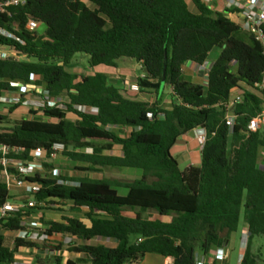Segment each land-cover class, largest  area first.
<instances>
[{
	"label": "trees",
	"instance_id": "obj_1",
	"mask_svg": "<svg viewBox=\"0 0 264 264\" xmlns=\"http://www.w3.org/2000/svg\"><path fill=\"white\" fill-rule=\"evenodd\" d=\"M190 4L195 12L186 0H29L0 14V29L8 34H0V47L14 56L0 59V97L31 86L43 91L37 95L44 102L28 109L39 119L25 117L0 130V145L24 161H31L32 151H44V168H52L53 146L63 145L59 155L85 174L78 179L35 174L26 181L40 186L32 196L37 204L67 202L87 209L89 226L64 219L51 223L46 234L80 241L67 250L85 254L89 264H139L147 254L172 258V264H198L199 254L226 245L241 218L250 235L239 264H257L250 243L264 236V170L259 167L264 132H249L247 125L264 105V91L255 88L263 78L264 58L254 38L226 17L228 11L214 12L202 0ZM28 20L44 25V34L28 31ZM213 50L218 54L204 83H192L184 66L204 64ZM77 54L87 57L91 69H116L118 60H132L142 73L137 90H123L103 73H73ZM165 88L167 108L160 106ZM141 94L152 101H139ZM236 94L240 101L232 103ZM20 105H12L8 114ZM196 128L206 131L200 164L180 170L171 149ZM114 148L119 155L108 154ZM106 169L135 170L139 176L130 181L89 176ZM9 200L0 176V207ZM147 212L157 217H143ZM7 221L0 225V263L8 264L13 251L3 247L2 234L18 227L11 226L17 219ZM94 238L113 240L115 246L90 243Z\"/></svg>",
	"mask_w": 264,
	"mask_h": 264
},
{
	"label": "crops",
	"instance_id": "obj_2",
	"mask_svg": "<svg viewBox=\"0 0 264 264\" xmlns=\"http://www.w3.org/2000/svg\"><path fill=\"white\" fill-rule=\"evenodd\" d=\"M189 3V9L192 12H195L194 7L190 4V0H186ZM202 2L210 8L214 12L224 13L227 11V5L230 0H202ZM217 56H215L216 58ZM214 58V59H215ZM213 59V60H214ZM129 60V59H128ZM122 61V62H121ZM130 64L125 65L123 59H120L116 62L117 68L116 69H109V71L102 72V69L94 68L90 70V73H86L87 75H94L95 73H103L107 76L109 82L115 86L120 87L123 90H133L137 83V76L134 72H131V68L134 66L137 71H140V66L134 63L132 60H129ZM213 62V61H212ZM120 63H123L120 65ZM131 66V67H129ZM196 70V76L191 75V81L194 82L195 80L200 81L202 80L204 83V76L201 77L197 69L195 68L194 64L187 63L184 66V74L186 76H190L188 72H192ZM75 74H80L74 72ZM142 76V73H141ZM196 79H195V78ZM198 84L200 82H197ZM168 89V88H167ZM168 93L166 94L168 97ZM2 94L1 96H3ZM146 94L138 95L137 99L143 102H151L145 97ZM164 93L161 97L160 106L162 107V98ZM149 96V95H146ZM169 98H166L164 101H167ZM167 102H164L163 105H166ZM168 107V105H167ZM165 107V108H167ZM38 117V116H35ZM29 118V117H28ZM39 118V117H38ZM174 151L172 156L177 160L179 156L183 157V161L187 164L185 168L194 166L197 167L200 164V148L197 145L196 141L192 138L191 134H186L182 138L176 141L175 145L171 149V152ZM261 153V157L262 154ZM109 155H119V151L117 148H114L113 151L108 153ZM56 160L50 161V164H54ZM178 162V160H177ZM179 164V163H178ZM260 169L264 170V164H259ZM184 168V169H185ZM128 170V169H127ZM129 171V170H128ZM135 171V170H134ZM73 173H75L73 171ZM136 173H138L136 171ZM40 175V173H38ZM60 174L63 177H68L70 179H78L82 178L85 175L80 174H67L60 172L59 170L55 169L53 171V175ZM80 174V175H79ZM98 176L94 177V174L90 175L92 179H101L103 177H99L100 175L103 176V173H96ZM138 175L135 177L137 178ZM134 178V179H135ZM11 196V201H21L27 202L32 199V197L26 193L25 189H18V188H11L9 191ZM66 203L67 207H63L64 210L57 211V212H50L47 210H31L26 211L25 215L23 216H10L7 220L10 219H17V223H11V226L18 227L17 230H6L3 232V247L7 248L8 250L13 251V262H18L20 264H66L69 262H76L77 260H83L80 264H89L88 257L82 253H73L67 250V247L70 243L74 245H79L80 241L72 240L66 235H48L46 231L50 228L51 223H63L64 219H76L84 223L86 226H89V222L86 219L87 209H75L70 203ZM44 207V206H43ZM68 209V211H66ZM76 212H80L83 216L76 214ZM241 220V219H240ZM162 221L167 222L168 218H162ZM8 222V221H6ZM242 226L241 230L238 224V229L236 233L230 236L229 241L226 245L215 252L208 253L206 255L199 254L198 255V263L200 264H211L215 262V264H229L231 255H232V246L235 243V238L233 235L239 233L240 235V255L238 259V264L241 261L243 250H244V240L248 236L247 226L242 219ZM92 244H103L107 247H114L115 242L110 239H103V238H94L91 240ZM222 254L223 260L219 261L215 259L216 254ZM172 258H164L156 254H147L144 258L140 261L139 264H172ZM0 264H7V263H0ZM131 264V263H127Z\"/></svg>",
	"mask_w": 264,
	"mask_h": 264
},
{
	"label": "built area",
	"instance_id": "obj_3",
	"mask_svg": "<svg viewBox=\"0 0 264 264\" xmlns=\"http://www.w3.org/2000/svg\"><path fill=\"white\" fill-rule=\"evenodd\" d=\"M29 0H0V14H8V11L11 8L22 7L27 4ZM227 14L226 17L231 21L235 22L242 31L251 35L254 40L261 47V54L264 58V0H230L227 5ZM39 24L33 20H28L25 28L28 31H34L38 28ZM0 34L8 35L3 30L0 29ZM212 62L207 60L204 64L197 66L195 65L199 73H205L204 77L207 75ZM255 88L260 91H264V73L263 78L260 84H256ZM137 90V86L133 88ZM43 91L41 90V94ZM2 103L11 104L16 102L12 97H0ZM240 95H234L232 103L239 102ZM26 102H24L25 104ZM47 105L49 107L54 106V102L48 100ZM27 104V103H26ZM31 106L37 108L42 107L44 102L39 100L38 102H31ZM81 111L96 114L97 109L95 108H80ZM233 118L228 116L226 118V126L229 128L232 127ZM247 130L249 132L255 133L262 130L264 132V105L261 111L252 119L249 120L247 125ZM192 138L196 141L197 145L201 149L206 140V131L201 128L193 129L190 133ZM64 150V146L60 144H55L52 148V152L49 155L50 160H56L59 154ZM87 153H90V149L84 150ZM17 155V152L7 146L0 145V167H1V178L7 189L10 191L11 188L25 189L26 193L31 197L37 194L40 191V186L35 183H30L26 181V178L32 177L35 174H38L43 171V166L40 163V160L44 159L45 153L40 149H36L30 153L31 161H24L13 156ZM59 174H57L58 176ZM45 206L43 203L37 204L33 199L27 202L21 201H6L0 207V225L6 223L7 219L10 216L15 214H21L31 208L37 206ZM215 259L222 261L223 255L216 254ZM8 264H20L18 262H10ZM200 264V263H198Z\"/></svg>",
	"mask_w": 264,
	"mask_h": 264
},
{
	"label": "rangeland",
	"instance_id": "obj_4",
	"mask_svg": "<svg viewBox=\"0 0 264 264\" xmlns=\"http://www.w3.org/2000/svg\"><path fill=\"white\" fill-rule=\"evenodd\" d=\"M45 30H46V27L44 25H39L35 31L38 35H43ZM217 54H218V51L213 50L210 53L208 60L210 62H212L213 59L215 58V56H217ZM12 58H14V56L11 54V52L8 49L0 47V59L1 60L12 59ZM123 61L125 62V65L130 64L128 59H123ZM121 64H123V63H120V65ZM129 67H131V66H129ZM97 68L102 69L101 70L102 72H105L107 70L109 71V68H106V67H97ZM90 70H91V68H89L87 65V57L83 54H77L73 59V67H72L71 71L73 73L77 71V73L79 72L80 74L87 75L86 73H90ZM131 72H134L137 77H141V72L137 71L134 66L131 68ZM188 73L190 74V76H186V77L191 81V78H192L191 75L193 74V76H196V70L192 71V72L190 71ZM197 82H200L199 84H203L202 80H200V81L195 80L192 83L198 84ZM163 93H164V95L162 98V107L165 108L168 105V100L164 101L166 98H168L166 95L168 93V89L165 88L163 90ZM3 94L4 95L2 97H6V98L12 97L16 102L8 104V103H2L0 101V116H8L5 120L0 121V130L4 131V130L11 129L13 125H15L18 121H20L21 119H23L25 117H29L31 119H33V118L39 119L38 117L30 116L28 114V109H29V107H31V105H30L31 102H38L40 100V98L38 97L37 94H41V89H37V88L31 87V86H28L24 89H20L17 92L3 93ZM255 94H257L258 96H261L259 92H255ZM145 97L148 100L152 99V96H146L145 95ZM24 102H26L27 104L26 103L24 104ZM164 102H167V104L163 105ZM16 103H21L20 107H18V109H16L12 114L9 115L8 109ZM171 153L173 154L174 151H172ZM177 160L179 163L178 164L179 169L183 170L187 165L183 161V157L179 156L177 158ZM260 161L262 164H264V153L262 154ZM51 166H52V168H44L43 167V171L40 172V176L57 177V175H53V171L55 169L59 170L60 172L64 173L65 175H67V174H71V175L72 174H78V172L74 170L75 164L72 163L71 161H69L68 158H66L63 155H59L56 159V162L54 164H52ZM73 171L75 173H73ZM92 174H94V177L98 176L96 173H91L90 175H92ZM82 175H85V174L82 173ZM137 175H138V173H136V171H134V170L128 171L127 169H122V170L106 169L103 172V176L100 175L99 177L118 179L121 181H130V180L134 179ZM118 193L120 195H124L125 190H118ZM63 207H67L66 203L53 202L49 205L44 206V210H47L50 212H57V211L64 210ZM66 211H68V209H66ZM76 214L83 216V214H81L80 212H76ZM128 215H131V214H128ZM143 217L149 218V219H154L157 216L152 212H147V213L143 214ZM241 222H242V218H241L240 224H239L240 230H241V226H242ZM233 237L235 238V243L232 246V255H231V259H230L229 264H238V259H239V255H240V247H241V242H240L241 238H240L239 233H237L236 235H233ZM244 248H245V240H244ZM250 251H251V254L256 257L257 264H264V236H257L251 240Z\"/></svg>",
	"mask_w": 264,
	"mask_h": 264
},
{
	"label": "water",
	"instance_id": "obj_5",
	"mask_svg": "<svg viewBox=\"0 0 264 264\" xmlns=\"http://www.w3.org/2000/svg\"><path fill=\"white\" fill-rule=\"evenodd\" d=\"M200 74H202V73H200ZM204 75H205V73H203V74L201 75V77L204 76ZM249 235H250V233H248V236H249Z\"/></svg>",
	"mask_w": 264,
	"mask_h": 264
}]
</instances>
